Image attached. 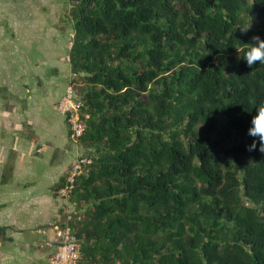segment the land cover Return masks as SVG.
<instances>
[{
  "label": "trees",
  "instance_id": "16d2710c",
  "mask_svg": "<svg viewBox=\"0 0 264 264\" xmlns=\"http://www.w3.org/2000/svg\"><path fill=\"white\" fill-rule=\"evenodd\" d=\"M70 2L75 139L93 160L69 197L81 264H264V153L248 135L264 64L238 58L264 39V0Z\"/></svg>",
  "mask_w": 264,
  "mask_h": 264
},
{
  "label": "crops",
  "instance_id": "0c3cea01",
  "mask_svg": "<svg viewBox=\"0 0 264 264\" xmlns=\"http://www.w3.org/2000/svg\"><path fill=\"white\" fill-rule=\"evenodd\" d=\"M47 4L6 2L7 21L0 26V188L12 184L0 189V264H46L54 238H49V231L61 226L63 208L83 211L55 192L57 182L69 175L88 147L72 137L67 121L62 130L57 119L51 120L48 107L54 103L57 109L60 101L52 99V85L61 80L66 90L77 71L67 59L68 43L73 42V32L64 25L69 5ZM63 62L70 66L68 73ZM40 159L51 161L53 167L63 165L60 175L55 168L56 176L45 175L55 177L48 184L50 194L35 180V161ZM18 181L23 190L15 189ZM36 233H43L37 239L42 245L31 238Z\"/></svg>",
  "mask_w": 264,
  "mask_h": 264
},
{
  "label": "built area",
  "instance_id": "2783aa9c",
  "mask_svg": "<svg viewBox=\"0 0 264 264\" xmlns=\"http://www.w3.org/2000/svg\"><path fill=\"white\" fill-rule=\"evenodd\" d=\"M68 60H70V54H68ZM79 97L76 87L69 84L57 104V110L65 116L73 138L81 137L87 128L81 113L82 102ZM92 162L91 157L85 155L78 157L71 167L67 182L59 189L58 195L63 198L71 197L77 178L89 171ZM82 218L81 213L71 211L62 216L61 226L56 230L54 238L49 243L52 251L46 264H81L83 258L82 241L71 221L82 220Z\"/></svg>",
  "mask_w": 264,
  "mask_h": 264
},
{
  "label": "rangeland",
  "instance_id": "374dc122",
  "mask_svg": "<svg viewBox=\"0 0 264 264\" xmlns=\"http://www.w3.org/2000/svg\"><path fill=\"white\" fill-rule=\"evenodd\" d=\"M32 1L34 3L36 2V3H40V4H42L43 2H45V3H48L47 5H50L51 3L55 2V1L56 2H64V1H67V3H68L67 5H69V7H67V9L64 12V13L67 14V16L64 17V18H66L65 19V22H64V25L66 27H68L69 28V31L73 32V34L75 33L73 20H72L71 17H69L70 16L69 10H71L70 9V5H71L70 0H32ZM5 3L6 2H0V10H1L0 11V26L1 27L4 25V22L7 21V14L4 11V8L7 7V5H5ZM5 25H6V23H5ZM3 36L5 37L6 35L3 34ZM72 39H73V35H72ZM33 44H34V47H35L36 44L35 43H33ZM68 44H71V43H68ZM69 50H68V53L67 54H70V51ZM32 52H33V54H36L37 53V54L40 55V52L39 51L34 50ZM67 59H68V56H67ZM63 68L64 69H68L67 70V73H68V71L70 69V66H69L68 63L63 62ZM73 73L75 74V72H73ZM73 76H75V75H73ZM65 91L66 90H65V84H64V82H62L61 80H58L56 83H54L52 85L51 89H50L51 97L54 100V102H58L59 100H61V98L64 95ZM54 106L55 105L53 103L51 106L48 107V109L51 112V120H52V123L54 122L55 119H57L59 121L61 127H62V130H63L65 128L64 127L65 126V122L64 121H66L65 116L63 114H61ZM35 165H36L35 170L37 171V175H38V177L35 178V180L39 181V186H38L39 189L40 190H44V191H46V192H48L50 194V192H51V189L50 188L51 187H49L48 184H50V182L55 177L51 179V178H47L45 175L46 174H53V175L56 176L57 174L55 173V171H53L54 168L57 169L56 171H58V174L60 175L61 174V170L63 168V165L61 167H58V168L57 167H53L54 165L51 164V161H45V160H41V159L40 160H36L35 161ZM11 186H12V184L9 183V185H4L0 189L8 190L9 188H11ZM23 188H24V186L21 185V181L16 182L15 189L23 190ZM8 205H10V204H8ZM49 234H50L49 238H51V239L55 236V234H56L55 227H52L50 229ZM32 236L33 237H31V238H34V237L36 238V239L34 238L35 239V244L36 243L38 245H42L43 244L41 240H37L38 238L44 237L43 233H36V234H33Z\"/></svg>",
  "mask_w": 264,
  "mask_h": 264
},
{
  "label": "clouds",
  "instance_id": "9594fccd",
  "mask_svg": "<svg viewBox=\"0 0 264 264\" xmlns=\"http://www.w3.org/2000/svg\"><path fill=\"white\" fill-rule=\"evenodd\" d=\"M250 28L251 17L248 23L239 27L240 31L245 34ZM252 41V43L245 44L248 47L244 50V55L242 57L240 55L238 56V58H242L244 61H246L249 68H252L255 64H257V62L258 64H264V39H261L259 36H254L252 37ZM239 51L240 49H237L238 53ZM248 135L253 138H258L260 145L259 151L264 153V104H261L256 108L255 115L252 117L250 122ZM256 148L257 139H253L252 144L248 146V150L254 151Z\"/></svg>",
  "mask_w": 264,
  "mask_h": 264
},
{
  "label": "flooded vegetation",
  "instance_id": "af4514ba",
  "mask_svg": "<svg viewBox=\"0 0 264 264\" xmlns=\"http://www.w3.org/2000/svg\"><path fill=\"white\" fill-rule=\"evenodd\" d=\"M12 1L14 0H0V2H7V3L12 2Z\"/></svg>",
  "mask_w": 264,
  "mask_h": 264
}]
</instances>
